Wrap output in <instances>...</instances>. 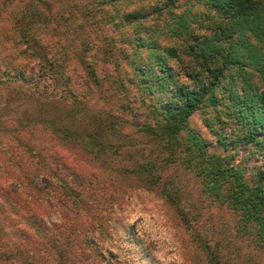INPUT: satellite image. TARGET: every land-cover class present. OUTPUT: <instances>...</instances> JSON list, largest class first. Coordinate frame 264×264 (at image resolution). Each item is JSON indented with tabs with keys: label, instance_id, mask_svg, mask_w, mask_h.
I'll list each match as a JSON object with an SVG mask.
<instances>
[{
	"label": "trees",
	"instance_id": "trees-1",
	"mask_svg": "<svg viewBox=\"0 0 264 264\" xmlns=\"http://www.w3.org/2000/svg\"><path fill=\"white\" fill-rule=\"evenodd\" d=\"M70 4L80 10L91 4L96 23L105 19L113 31L108 43L116 54L110 59L111 72L118 74V89L127 92L133 117L142 106L146 117L154 120L138 126L150 139L161 142L169 157L163 161L177 158L190 169L209 201L237 213V231L247 236L253 248L264 250V0H76ZM132 4L137 6L126 8ZM34 15L24 22L29 27L16 25L18 35L27 40L31 31L38 49L32 52L38 59L43 56L48 61L46 70L54 72L57 61L39 53L44 47L39 45L42 37L29 30L42 17ZM92 70L96 76L92 81L97 83L101 77ZM24 73H17L18 82L30 83L33 78ZM62 73V82L73 92L72 77ZM44 75L51 78L52 74ZM57 79L54 76L46 84L53 85ZM18 94L29 97L11 82L0 89L1 102H12ZM134 102L138 104L132 106ZM6 110L0 107L1 133L10 126L4 120ZM37 110L30 109L32 115L25 117L17 115L14 129L24 131L31 116L29 120L53 139L77 143L89 153L109 146L96 135L105 122L104 110L86 118L99 123L92 131H78L76 126L65 129L59 125L60 115ZM75 111L65 115L76 117ZM195 114L210 137L192 125ZM115 117L110 128L117 125ZM23 149V157L0 152V264H134L117 230L121 199L113 202L111 215L103 206L107 225L96 223L83 201L85 177L58 147L46 154L32 146ZM148 180L149 186L155 181ZM174 208L194 234L184 209ZM195 241L205 251L207 263H230L210 245L211 240Z\"/></svg>",
	"mask_w": 264,
	"mask_h": 264
},
{
	"label": "rangeland",
	"instance_id": "rangeland-1",
	"mask_svg": "<svg viewBox=\"0 0 264 264\" xmlns=\"http://www.w3.org/2000/svg\"><path fill=\"white\" fill-rule=\"evenodd\" d=\"M70 2L76 0H0V79H4L0 89L13 82L29 95H15L12 102L3 98L1 102L0 98V107L8 109L4 120L10 125L4 133L0 132V152L23 157L24 145L45 154L50 148L58 147L59 153L84 175L83 201L90 207L89 216L96 223L107 225L103 206L111 215L113 202L121 199L122 205L116 214L117 230L134 264H209L195 238H201L203 243L211 240L210 245L218 248L221 258L231 264H264V250L253 248L247 236L237 231V213H232L224 204H212L202 193L199 178L177 158L163 161L169 158L166 149L138 126L145 120H154L146 117L142 106L137 110L136 118L133 117L135 114L127 107V92L118 89V74L111 72L114 64L110 59L116 54L114 56V47L108 43L113 31L105 19L100 18L101 23H96L91 4L80 10ZM132 6L137 4L126 5V8ZM107 11L110 15L112 9ZM34 13L42 17L40 23H30L33 28L29 30H34L36 37H42L39 45L44 47L39 53L57 61L52 69L54 72L46 70L48 61H44L43 56L38 59L32 52V49H38L32 41L31 31L27 40L18 35L16 25L18 28L29 27L24 22L29 23L27 19L35 17ZM95 34L103 35V38L95 40ZM92 68L101 77L97 83L92 81V77H96ZM62 70L72 77L73 92L62 82ZM19 72L33 80L27 84L19 83L16 78ZM45 73L52 74L49 75L51 78ZM54 76L58 77L53 84L55 87L46 84ZM26 97L27 100H22ZM49 99L55 101L47 103ZM137 104L131 103L132 106ZM39 108L50 115H60L59 125L65 129L73 130L76 126L78 131L96 129L99 123L89 122L86 118L104 110L105 115L101 117L105 122L95 134L102 139V144L109 146L102 152L89 153L77 143L53 139L49 132L40 129L39 124L29 120L31 116L26 119L25 132L14 129L20 119L17 115H32L30 109L35 112ZM72 109L76 110V117L66 116L65 113ZM112 116H117L114 119L117 125L110 128ZM191 123L210 137L211 134H205L206 128L198 114L192 117ZM16 140L21 142L17 144ZM2 164L0 161V167ZM149 177L155 179L151 186ZM175 205L188 215L194 234L181 222ZM136 239L139 242L134 244ZM144 244L148 246L146 249Z\"/></svg>",
	"mask_w": 264,
	"mask_h": 264
}]
</instances>
